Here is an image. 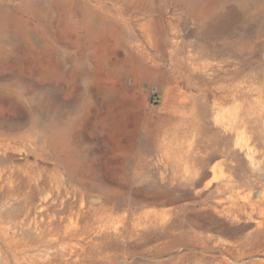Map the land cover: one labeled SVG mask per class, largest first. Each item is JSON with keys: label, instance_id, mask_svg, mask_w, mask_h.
<instances>
[{"label": "rangeland", "instance_id": "rangeland-1", "mask_svg": "<svg viewBox=\"0 0 264 264\" xmlns=\"http://www.w3.org/2000/svg\"><path fill=\"white\" fill-rule=\"evenodd\" d=\"M3 1L0 203L19 225L5 224L26 248L20 258L264 261V218L229 208L264 202V0ZM68 195L79 205L63 227L83 204L93 232L83 249L69 239L48 248L34 217L45 199L52 215ZM257 219L259 238L236 259ZM3 240L0 261L15 264Z\"/></svg>", "mask_w": 264, "mask_h": 264}, {"label": "bare ground", "instance_id": "bare-ground-1", "mask_svg": "<svg viewBox=\"0 0 264 264\" xmlns=\"http://www.w3.org/2000/svg\"><path fill=\"white\" fill-rule=\"evenodd\" d=\"M3 1V0H2ZM51 1V0H50ZM204 1V0H203ZM260 1H262V0H260ZM7 2V1H6ZM60 2V1H59ZM69 2H70V0H69ZM137 2V1H136ZM135 2V3H136ZM141 2H142V0H141ZM143 2H145V1H143ZM150 2V1H149ZM205 2V1H204ZM224 2V1H223ZM228 2H230V1H228ZM3 3H4V1H3ZM73 3V2H72ZM201 3V2H200ZM206 3V2H205ZM219 3V2H218ZM68 4V3H67ZM141 4H143V3H141ZM147 4V3H146ZM149 4V3H148ZM146 5V6H149V5ZM182 4V3H181ZM191 4H192V2H191ZM190 4V5H191ZM220 4L221 5H223L221 2H220ZM226 4H228V3H225V5ZM73 5V4H72ZM137 5V4H136ZM264 5V4H263ZM187 6V5H186ZM197 6V5H196ZM195 6V7H196ZM198 6H200V4L198 5ZM197 6V7H198ZM230 6V5H229ZM231 6H233V4H231ZM234 6H236V5H234ZM261 6H262V4H261ZM16 7V6H15ZM134 7H136V6H134ZM227 7H228V5H227ZM48 8H49V5H48ZM200 8V7H199ZM252 8V7H251ZM259 8V7H258ZM5 9V8H4ZM22 10L24 9V8H21ZM211 9V8H210ZM2 10V9H1ZM1 10H0V12H1ZM50 10V9H49ZM137 10V9H136ZM152 10V9H151ZM207 10V9H206ZM205 10V11H206ZM228 10V9H227ZM229 10H230V8H229ZM30 11V10H29ZM47 11V10H46ZM190 11V10H189ZM196 12H197V10H195ZM209 11V10H208ZM235 11V10H234ZM249 11V10H248ZM6 12V11H5ZM18 12H20V11H18ZM51 12V11H50ZM53 12H54V10H53ZM207 12V11H206ZM225 12V11H224ZM231 12V11H230ZM242 12V11H241ZM247 12V11H246ZM246 12H244V13H246ZM9 14H11L10 12H8ZM31 13V12H30ZM30 13H28V15L30 14ZM46 13V12H45ZM190 13V12H189ZM204 14H206L205 12H203ZM233 13H235V12H233ZM255 13V12H254ZM258 13V12H257ZM260 13V12H259ZM13 14V13H12ZM25 14V13H24ZM26 14H27V12H26ZM48 14H50V13H48ZM194 14V13H193ZM215 14V13H214ZM246 14H248V13H246ZM15 15V14H14ZM232 15V14H231ZM252 15V14H251ZM256 15V14H255ZM5 16V15H4ZM27 16V15H26ZM31 16V15H30ZM191 16H192V13H191ZM216 16V15H215ZM218 16V15H217ZM233 16V15H232ZM231 16V17H232ZM248 16V15H247ZM254 16V15H253ZM15 17V16H14ZM16 17H17V15H16ZM47 17V16H46ZM200 17V16H199ZM225 17H227V16H225ZM229 17H230V15H229ZM258 17V16H257ZM1 18V17H0ZM18 18H19V16H18ZM17 18V19H18ZM32 18V17H31ZM218 18H220L219 16H218ZM238 18H241V17H238ZM252 18H255V17H252ZM22 19H24V18H21V20ZM35 19V18H34ZM201 19V18H200ZM204 19V18H203ZM202 19V20H203ZM216 19V18H215ZM223 19L224 18H222V23H223ZM234 19V18H233ZM236 19V18H235ZM2 20V19H1ZM45 20H47V19H45ZM49 20H50V18H49ZM49 20H47V21H49ZM88 20H90V19H88ZM230 20V22H231V19H228V21ZM257 20H259V18L257 19ZM261 20V19H260ZM259 20V21H260ZM5 21V20H4ZM17 21H19V19L17 20ZM24 21V20H23ZM22 21V22H23ZM30 21V20H29ZM46 21V22H47ZM213 21V20H212ZM247 21V20H246ZM246 21H245V23H246ZM249 21V20H248ZM252 21V20H251ZM259 21H257V23L259 22ZM20 22V21H19ZM21 22V23H22ZM26 22V21H25ZM24 22V23H25ZM30 22H32V21H30ZM30 22H28V23H30ZM51 22V21H50ZM202 22V21H201ZM224 22H225V20H224ZM254 22V21H253ZM252 22V23H253ZM256 22V21H255ZM10 23V22H9ZM11 23H14V22H11ZM17 23V22H16ZM208 23H210V22H208ZM221 23V22H220ZM226 23V22H225ZM241 23V22H240ZM244 23V22H243ZM18 24V23H17ZM216 24V23H215ZM228 25L230 24V23H227ZM6 25V24H5ZM38 25V24H37ZM204 25V24H203ZM202 25V26H203ZM209 25V24H208ZM214 25V24H213ZM220 25V24H219ZM219 25H216V26H219ZM232 25V24H231ZM231 25H229L228 27H230ZM257 25V24H256ZM29 26V25H28ZM39 26H40V24H39ZM212 26V25H211ZM220 26H222V25H220ZM3 27V26H2ZM204 27V26H203ZM240 27H242V26H240ZM253 27V26H252ZM48 28V27H47ZM207 28H209V27H207ZM211 28H215V26L214 27H211ZM222 28V27H221ZM247 28V27H246ZM245 28V29H246ZM255 28H257V27H255ZM7 29V28H6ZM51 29V28H50ZM210 29V28H209ZM227 29V28H226ZM230 29V28H229ZM235 29V28H234ZM252 29H254V28H252ZM26 30V29H25ZM27 30H29L30 31V29H27ZM41 30H43V29H41ZM49 30V29H48ZM208 30V29H207ZM216 30V29H215ZM220 30V29H219ZM225 30V29H224ZM231 30V29H230ZM236 30V29H235ZM238 30V29H237ZM1 28H0V34H1ZM35 31H33V33H34ZM46 32V31H45ZM204 32V31H203ZM217 32V31H216ZM222 32V31H221ZM239 32V31H238ZM22 33V32H21ZM29 33V32H28ZM31 34H32V32H30ZM219 33V32H218ZM223 33V32H222ZM233 33V32H232ZM241 32H239L238 34H240ZM4 35H5V32L3 33ZM7 34V33H6ZM24 34V33H23ZM23 34H22V36H23ZM224 34V33H223ZM250 34V33H249ZM248 34V35H249ZM26 35H28V34H26ZM35 35V34H34ZM205 35V34H204ZM230 35H231V33H230ZM3 36V35H2ZM8 36V35H7ZM223 36V35H222ZM221 36V37H222ZM231 36H233V35H231ZM247 36V35H246ZM245 36V37H246ZM0 37H1V35H0ZM11 37V35H9V38ZM27 37V36H26ZM35 36H33V38H34ZM3 38V37H2ZM5 38V37H4ZM223 38V37H222ZM224 38H226V37H224ZM240 38V37H239ZM20 39V38H19ZM205 39V38H204ZM234 39V38H233ZM236 39V38H235ZM21 41V40H20ZM31 41V40H30ZM17 42V41H16ZM30 43H32V42H30ZM5 79H7V78H5V77H0V92L2 91L3 92V90H4V87H2V84H4V80ZM14 79V78H13ZM17 80V79H16ZM10 81V80H9ZM13 85H14V83H13ZM13 85H11V87L13 86ZM10 87V88H11ZM20 88V87H19ZM28 88V87H27ZM33 88V87H32ZM6 89V88H5ZM12 89V88H11ZM10 90V89H9ZM13 90H14V88H13ZM28 91V90H27ZM9 92V91H8ZM24 93V92H23ZM31 93V92H30ZM29 94V93H28ZM21 95H23L22 93H21ZM2 97V96H1ZM14 99V98H13ZM39 99H40V97H39ZM47 99V98H46ZM41 102V101H40ZM46 104V103H45ZM32 107L33 108H35L33 105H32ZM45 107V106H44ZM58 107V106H57ZM73 107V106H72ZM46 108V107H45ZM70 108V107H69ZM39 109V108H38ZM27 115V114H26ZM38 116H40V114L38 115ZM43 116V115H42ZM27 117V116H26ZM34 118V117H33ZM26 119V118H25ZM4 124V123H3ZM58 124V123H57ZM2 124H1V122H0V126H1ZM5 125V124H4ZM56 125V124H55ZM17 126H19V125H17ZM46 128V127H45ZM44 128V129H45ZM6 129V128H5ZM9 129V128H8ZM48 128H46V130H47ZM48 131H50V130H48ZM71 131V130H70ZM44 132V131H43ZM1 133H4L3 131H1V128H0V134ZM69 134V133H68ZM75 136V135H74ZM69 137V136H68ZM73 137V136H72ZM76 138V137H75ZM1 140V139H0ZM51 141H55V138H53V139H51ZM75 143V142H74ZM78 143V142H77ZM78 145V144H77ZM60 146V145H59ZM59 149V148H58ZM75 178V177H74ZM69 180V179H68ZM71 180V179H70ZM73 181V180H72ZM227 186V185H226ZM229 186V185H228ZM225 187V186H224ZM59 189H61V185H59ZM230 190V189H229ZM76 192V191H75ZM68 194H69V192H68ZM70 195H68L67 197H65V199H61V203H60V207L59 208H57L56 210H55V214H52V215H48V212L52 209V207L54 206V204H52V203H50L49 204V202L45 199L44 201H43V203L41 204V208H40V210L39 211H37V213H36V215H35V217H34V222H35V224H36V229H34V230H36L37 231V236H36V238L38 239V241H39V243L40 244H42V245H45V246H47L48 248L49 247H51V246H54V245H56V244H58V243H61V242H63L64 240H66V239H69V240H76V242H77V246L78 247H80L81 249H83L84 248V241L88 238V236L89 235H87V228L89 229V231L91 230L92 232H93V227L91 226V224H87V225H85L84 223H83V219H84V216H85V212H86V210H85V208H84V206H83V204L81 205V207L78 209V211H77V213H76V217H71V220L69 221L70 222V225H66L65 227H63V223L64 222H66V220L68 219V216H67V212H68V210L69 209H72V208H75L76 206H77V204L75 203V202H73V201H69V199H68V197H69ZM77 201V200H76ZM28 202V201H27ZM234 203H232V205L229 207L230 208V211L231 210H234L233 208H237V209H239L240 211H242L243 213H246L247 215H248V217H250V218H254L256 215H261L263 218H264V202H252L251 200H243V202H235V201H233ZM27 204V203H26ZM29 204V203H28ZM32 204V203H31ZM30 205V204H29ZM79 205V204H78ZM2 206V207H1ZM28 206V205H27ZM57 206V205H56ZM12 207H14V206H12ZM25 207H26V205H25ZM7 208H9V207H7ZM6 208V206H4L2 203H0V234L2 235V237L4 238V240L5 241H7L6 242V244L11 248V253H12V257H13V260L16 262L15 264H25V262H26V264H28V262L25 260V257H22V258H20L19 256H18V254H19V252H25L26 251V248L25 247H23V248H21V247H19L22 243H20L21 241H17V239H16V235L18 234L17 233V231H14L17 227L19 228V225L17 224V223H14L13 222V219L15 218V217H13V215H12V209H7ZM28 208V207H27ZM32 208V207H31ZM30 208V209H31ZM56 208V207H55ZM14 209V208H13ZM236 210V209H235ZM239 211V212H240ZM29 214L31 215V211L29 212ZM245 214V215H246ZM240 216H242V215H240ZM102 219L101 218H99V219H97V221H101ZM10 222L11 223H14V226L12 227V228H14V230L13 231H11V232H8V227H6V225L5 224H10ZM67 223V222H66ZM65 223V224H66ZM21 224V223H20ZM69 224V223H68ZM263 224V220H259V219H257V220H255V225H256V228L251 232V233H249V234H247L245 237H242V238H239L240 239V241L238 242L239 244L237 245V246H239L238 248V253H237V255L235 256L236 257V259H242V258H244V253H243V251H242V246L247 242V240H250V239H252V238H259V236H260V233H261V231H259V228L261 227V225ZM93 225V224H92ZM29 230H32V229H29ZM29 230H27V231H29ZM48 232L49 233V235L52 233V235L53 236H49L48 235V233H47V237H45L46 235L44 234L45 232ZM32 233H33V231H32ZM54 233V234H53ZM28 234V233H27ZM30 235V234H29ZM32 236H30V238H31ZM11 239L10 241H8V239ZM26 238H27V236H26ZM238 239V240H239ZM3 240V241H4ZM36 240V239H35ZM4 241V242H5ZM33 242V241H32ZM30 243V242H29ZM64 243V242H63ZM37 244V243H36ZM39 244V245H40ZM64 245V244H63ZM63 245H61L60 246V244H59V249L57 250V252H58V254H61V255H65L66 254V250L68 249V247H66V246H63ZM22 246V245H21ZM38 246V245H37ZM74 248V247H73ZM9 249V248H8ZM36 249V248H35ZM13 250V251H12ZM31 250V249H30ZM29 250V251H30ZM39 252V251H38ZM37 253V252H36ZM229 253V252H228ZM40 255V254H39ZM37 256H38V254H37ZM27 258V257H26ZM45 259V258H44ZM25 261V262H24ZM33 262L34 263H32V264H51L52 262H51V259L49 258L48 260H47V263H45L44 262V260H40L39 258H34V260H33ZM14 263V262H13ZM0 264H5L4 262H1L0 261ZM253 264H264V261H257V262H255V263H253Z\"/></svg>", "mask_w": 264, "mask_h": 264}, {"label": "built area", "instance_id": "built-area-1", "mask_svg": "<svg viewBox=\"0 0 264 264\" xmlns=\"http://www.w3.org/2000/svg\"><path fill=\"white\" fill-rule=\"evenodd\" d=\"M151 95L154 98V100H157L159 98V91L156 88H152Z\"/></svg>", "mask_w": 264, "mask_h": 264}]
</instances>
